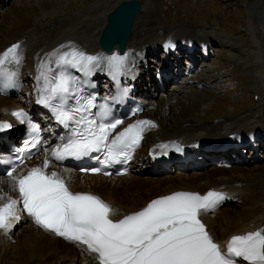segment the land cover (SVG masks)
<instances>
[{
  "label": "bare ground",
  "instance_id": "6f19581e",
  "mask_svg": "<svg viewBox=\"0 0 264 264\" xmlns=\"http://www.w3.org/2000/svg\"><path fill=\"white\" fill-rule=\"evenodd\" d=\"M5 1L7 0H0V2ZM119 1L98 0L70 14H60L55 9L54 12L44 13L42 16V18H50V21L47 20V24L46 21L37 20L33 23L34 25L32 24L33 26H28L6 38L0 45V54L13 44L20 45L18 49V55L21 57L20 63L6 65L10 72L15 73V87L20 88L21 83L29 78L34 81V85L24 88L21 97H16V92H13L11 97L0 96V122L10 120L15 123L16 131L19 130V123L14 120L11 113L15 109L25 106L28 99L32 98L34 101L39 97L37 91L39 87L37 83L38 67L47 54L54 49L60 48L61 45H71L89 54L101 57L112 56L100 49L98 37L106 23L107 14L122 2ZM160 13L158 0H147L143 4V12L136 20L134 34L125 51L124 70L120 73L123 75L121 83L133 87L128 89L132 96L141 95L148 107L145 116L156 125L153 131L148 134L149 150L153 153H162L165 150L177 152L185 147V144L208 143L203 149L205 154V148L216 147L208 141L209 138L223 140V144L233 143L237 139V141H244L247 145L249 134L255 135L258 139L263 137L264 97L259 99L253 110L235 117L236 119L232 117L217 123H205L196 115L194 118H186L174 124L173 121L176 119L169 116L167 110L172 111V105L178 104L177 92L182 89L180 87L171 88L166 98L160 97L159 99L157 82L152 83L148 91L143 89V85L147 84L144 76L147 77L151 73L150 66L147 65V59L151 53L157 52L158 54L162 47L169 50V57L162 60V64L156 70L157 74H153L154 77L157 76L160 81H165L170 85L179 82L180 78L185 76L182 83L186 84L195 79L193 74L196 72V56L191 61L188 70L182 68V59H177L175 55L179 51L182 53V58L186 56L184 47L180 43L185 41L188 47L196 46L194 54L198 55L199 49L203 47L210 54V43L213 42L212 38L208 40L201 37L198 32L195 33L194 28L187 24L173 26L170 29L166 26L163 27L159 20ZM252 14L257 18V25L251 24L250 31L252 34L255 31L256 34V31L259 30L264 35V6L256 1L252 7ZM141 18H145L146 22L140 21ZM176 44L178 45L177 51ZM252 45L253 55L264 64V42L261 39H254ZM188 47L186 46V49L189 52ZM66 50H68L67 47L61 49V51ZM117 51L115 49L114 53ZM176 64L179 67V74L174 77L171 68ZM91 75L100 87L103 86L102 84L110 83V86L108 84L104 86V92H113L116 76L109 69L106 61L94 69ZM152 81L153 78H151ZM23 96L28 98L24 100ZM51 145L55 148L57 143L52 141ZM161 145H167V147H161ZM260 148H264V143L260 144ZM47 152L50 157L51 150H47ZM191 153L192 158L203 155L201 151ZM44 156L45 154L20 167L14 175L26 174L31 167L42 165ZM239 157L242 164L245 165L247 158ZM206 162L213 161L206 159ZM206 162L203 166L180 165L176 168L173 166L170 170L160 167L158 171L153 172L151 169L154 163L152 159L148 160L146 155V157L137 159L131 172L118 177L82 174L75 168L63 169L53 163L49 170L58 171L71 191L91 193L101 197L114 210L110 217L114 221L142 210L153 199L177 191L206 194L210 190H215L223 193L225 199L215 209L204 212L200 219L206 225L214 241L221 245V248L226 246L224 243H228L233 235H242L264 228V172H256L253 168L249 173L238 172L216 177L209 173L206 178H202L201 173L208 166ZM224 164L226 163L222 162V165H219L215 171L224 168L226 166ZM208 172L213 173L210 169ZM12 183L9 177L0 178V195L5 196V199L0 203L7 202V195L16 198L17 192L12 191ZM231 207L238 209L230 210ZM18 214H22L20 210H18ZM12 237L17 239L15 244L10 242ZM10 258L14 261L10 262L8 260ZM0 264H98V260L95 254L88 252L86 246L57 236L37 225L34 218L22 214V218L12 222L10 229L7 231L0 229ZM241 264H246V262L241 261Z\"/></svg>",
  "mask_w": 264,
  "mask_h": 264
},
{
  "label": "snow or ice",
  "instance_id": "6c2138e0",
  "mask_svg": "<svg viewBox=\"0 0 264 264\" xmlns=\"http://www.w3.org/2000/svg\"><path fill=\"white\" fill-rule=\"evenodd\" d=\"M19 47L13 44L0 54V79L6 75L11 81L15 76L14 72H6V65L20 63ZM66 47L68 50L61 51ZM103 61L114 74H120L126 57L89 55L74 46L61 45L40 62L37 103L49 108L59 124L70 128V135L51 150V158L45 150L42 165L31 167L26 174L14 175L19 167L14 164L7 172L13 182L12 191L18 192L19 198L7 195V202L0 203V229L7 231L12 227V222L19 219L18 205L22 204L37 225L86 246L98 264H264V228L233 235L222 249L200 219L225 199L221 192L177 191L153 199L142 210L114 221L110 218L114 210L101 197L73 192L58 171H49L52 160H80L94 152H104L102 167L121 159L126 161L147 128L156 126L152 121L138 120L113 136L123 121L105 122L109 115L107 105H100L99 112L93 114L92 109L98 107L95 96L81 95L82 88L68 69L89 76ZM11 115L22 124L30 123L23 109ZM11 127V123L0 122V131ZM31 131L38 134L39 127L32 125ZM27 143L35 148L40 143L39 136ZM23 160L20 157V163ZM102 167L91 171L98 174ZM4 199L0 195V201Z\"/></svg>",
  "mask_w": 264,
  "mask_h": 264
},
{
  "label": "rangeland",
  "instance_id": "374dc122",
  "mask_svg": "<svg viewBox=\"0 0 264 264\" xmlns=\"http://www.w3.org/2000/svg\"><path fill=\"white\" fill-rule=\"evenodd\" d=\"M96 1L98 0H7L0 2V45L7 37L26 29L37 20L46 21L47 24L50 18H42L44 13H51L56 9L60 14H70ZM121 1L123 0L119 2ZM141 1L143 4L147 2V0ZM158 1L161 9L159 20L163 27L170 29L173 26L187 24L194 28L195 33L201 34V37L213 40L210 43L211 54L208 58L204 60L201 53L197 55L200 59L198 69H201L199 80L191 82L192 84L182 83V80L171 84V88L180 87L182 89L179 92L176 91L178 104L172 105V111L167 110V114L176 119L173 123L176 124L186 118H194L196 115L205 123H217L232 117L236 119L253 110L259 99L264 97V64L253 55L252 43L254 39H261L264 42V35L259 30L256 34L255 31L253 34L250 31L251 24L257 25V19L252 16V7L256 1L264 6V0ZM145 20L141 18L140 21L145 23ZM162 51L163 48L159 51L160 56ZM157 55L155 52L148 57V65L152 72L156 71L155 67L160 65L161 60L155 57ZM188 63L189 59H184L185 68ZM177 71L174 67L173 72L178 73ZM32 83L33 81L29 78L24 82L23 88L31 87ZM171 88L166 85L165 91L159 92L158 99L166 98ZM149 143L147 137L138 158L146 157ZM246 155L248 161L245 165H239L234 160L233 168H220V171H215L218 167L210 164L205 167L201 177L206 178L209 173L215 177L238 172L249 173L253 168L256 172H264V149L255 156L249 152ZM209 169L214 174L208 172ZM231 209L238 208L231 207ZM16 240L12 239L10 242L15 244ZM8 260L14 261L11 258Z\"/></svg>",
  "mask_w": 264,
  "mask_h": 264
},
{
  "label": "water",
  "instance_id": "95a60500",
  "mask_svg": "<svg viewBox=\"0 0 264 264\" xmlns=\"http://www.w3.org/2000/svg\"><path fill=\"white\" fill-rule=\"evenodd\" d=\"M139 0H126L118 4L107 17L103 27L99 44L101 48L111 52L118 44L120 51H124L133 34V23L137 13L141 12Z\"/></svg>",
  "mask_w": 264,
  "mask_h": 264
}]
</instances>
